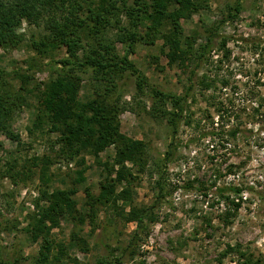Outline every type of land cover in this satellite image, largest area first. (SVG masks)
Segmentation results:
<instances>
[{
	"label": "rangeland",
	"instance_id": "obj_1",
	"mask_svg": "<svg viewBox=\"0 0 264 264\" xmlns=\"http://www.w3.org/2000/svg\"><path fill=\"white\" fill-rule=\"evenodd\" d=\"M198 1L200 8L180 19L182 36L192 34L195 46L206 41L207 28L225 19L213 50L197 72V77L215 79V85L209 90L192 88L185 110L188 122L185 118L178 122L172 139L166 119L151 111L149 92L136 91L135 76L127 73L117 80L116 98L123 107L120 130L143 144L145 168L139 171L126 162L135 178L117 186L116 192L124 187L129 197L99 206L94 229L66 216L58 219L50 238L65 246L62 264H97L107 254L104 244L126 245L137 225L124 216L132 207L147 209L145 227L139 228L143 239L126 251L122 264H264V202L257 195L264 191V0H242L240 13L233 18L227 17L228 6L236 0ZM124 24L127 19L121 16L119 25ZM116 31L112 27L108 36L114 38ZM18 32L23 33L18 46L0 47V67L29 77L25 102L12 125L19 139L0 134V256L20 257L21 263L31 264L41 241H34L29 231L38 211L35 203H49L42 199L43 191L49 195L74 188L73 199L83 205L86 189L99 194L114 149L110 146L97 156L83 152L71 160L59 155L55 142L59 132L40 111L39 96L55 75V61L64 49L39 54L30 44L44 33L43 28L22 21ZM222 39L227 40L225 49L218 48ZM162 42L155 38L137 43L130 58L150 88L183 94L194 60L169 61ZM115 45L123 54L122 44ZM82 78L84 99L99 88L88 73ZM8 79L19 85L18 80ZM221 103L227 112L219 118ZM236 124L241 132L224 147L216 146L213 135L206 136L221 125ZM167 150L171 154L165 157ZM81 169L85 181L78 183L75 178ZM235 185L253 188L238 195L225 190L222 196L216 189ZM239 195L241 206L234 211L229 200Z\"/></svg>",
	"mask_w": 264,
	"mask_h": 264
},
{
	"label": "trees",
	"instance_id": "obj_2",
	"mask_svg": "<svg viewBox=\"0 0 264 264\" xmlns=\"http://www.w3.org/2000/svg\"><path fill=\"white\" fill-rule=\"evenodd\" d=\"M241 7L242 0H236L234 5L228 6L227 17H237ZM199 8L198 0H132L130 3L128 0H0L1 48H14L23 41V33L18 32V28L22 21H26L44 30L38 39L31 40L30 46L37 53L64 49L63 56L55 61V75L44 84L39 96L40 111L51 128L59 132L55 141L60 146L59 155L71 160L83 152L97 156L110 146L114 149L113 160L105 164L107 171L99 183V194L94 196L86 189L83 205L78 206L73 199L74 188L58 189L49 195L43 191L42 199L46 198L49 203H35L38 211L32 217L29 231L34 241L39 238L41 241L31 264H62L65 246L50 238V229L58 223V219L66 216L75 224L87 222L94 229L99 206L107 205L112 200L128 199L126 188L122 187L119 193L116 188L135 178L131 166L144 171L143 144L131 140L120 130L119 112L123 107L116 98L119 78L127 73L134 75L136 91L149 92L151 111L166 119L172 139L177 134L178 122L182 118L188 122L185 110L192 88L198 86L200 90H209L215 85V79L203 74L197 77V72L213 50V40L220 34L225 19L207 28L206 41L195 46L197 39L192 34L182 36L180 19L190 17ZM121 16L127 19V24L119 25ZM112 27L117 30L114 38L108 36ZM155 38L163 41L162 47L167 48L169 61L177 58L183 62L194 60L183 94L150 88L146 76L131 60L137 43L153 42ZM226 41L222 39L218 48L225 49ZM117 42L124 47L123 54L118 53ZM85 72L102 89H96L91 97L82 99L80 89ZM9 77L18 80L19 85L15 87ZM28 80V75L16 71L11 73L0 67V134L12 140L19 139L12 125L15 114L25 102ZM217 110L219 118L223 116L222 112H227L222 103ZM240 132L237 124L227 128L221 125L216 131L206 133V136L213 135L216 146L224 147ZM2 148L3 142L0 140V151ZM170 154L167 150L165 157ZM126 162H130L131 166H127ZM75 180L78 183L85 181L83 169L77 172ZM252 188L235 185L216 189L222 196L225 190L238 195L244 190L252 191ZM257 195L264 202V191H257ZM225 198L229 200V197ZM229 201L234 211L240 208V195ZM145 211L146 208L132 207L124 213L127 221L136 222V229L126 245L104 244L107 254L98 258L97 264H122L125 261L126 251L133 250L134 246L136 248L143 239L139 228L145 227ZM20 260V257L11 260L0 256V264H23ZM243 264L248 262L244 261Z\"/></svg>",
	"mask_w": 264,
	"mask_h": 264
}]
</instances>
